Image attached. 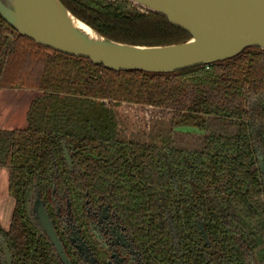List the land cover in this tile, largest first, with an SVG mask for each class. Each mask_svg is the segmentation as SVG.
Wrapping results in <instances>:
<instances>
[{"label":"trees","instance_id":"1","mask_svg":"<svg viewBox=\"0 0 264 264\" xmlns=\"http://www.w3.org/2000/svg\"><path fill=\"white\" fill-rule=\"evenodd\" d=\"M60 2L118 43L155 47L190 39L165 17L142 14L127 0ZM0 88L43 92L31 104L27 130L0 131V167L10 166L9 190L17 202L10 229L0 237L16 264H57L28 215L35 184L44 198L51 196L54 161L66 181L62 189L76 182L81 194L88 191L118 209L146 264H264L256 229L264 231V108L259 103L251 114L244 110L249 95L264 91V51L250 49L233 60L175 74L118 73L38 46L0 17ZM188 90L193 104L176 124L207 132L199 151L122 142L116 116L100 104L167 107ZM236 100L240 104L232 108ZM229 120H240L236 133L217 132ZM62 142L72 170L62 159Z\"/></svg>","mask_w":264,"mask_h":264},{"label":"water","instance_id":"2","mask_svg":"<svg viewBox=\"0 0 264 264\" xmlns=\"http://www.w3.org/2000/svg\"><path fill=\"white\" fill-rule=\"evenodd\" d=\"M140 13L165 17L190 39L168 46H134L108 40L74 17L60 0H0V16L16 32L66 56L91 61L113 72L137 71L168 75L233 60L250 49L264 51V0H127ZM71 20L83 23L94 37L81 33ZM66 160L69 161L66 154ZM264 183V164L260 166ZM39 225L64 264L53 225L38 201ZM201 232L206 238L203 226ZM9 258L8 253H6Z\"/></svg>","mask_w":264,"mask_h":264},{"label":"flooded vegetation","instance_id":"3","mask_svg":"<svg viewBox=\"0 0 264 264\" xmlns=\"http://www.w3.org/2000/svg\"><path fill=\"white\" fill-rule=\"evenodd\" d=\"M28 91H37V93H39V95H37V97L32 101V103L43 95V92H41L40 90L32 89V88H25V89L0 88V94L6 92L25 93ZM249 96L250 99L245 105V109H244L245 112L251 114L253 108L259 103H261L264 108V91L255 95L251 94ZM193 99L194 96L192 90H188L186 98H183L178 103L171 104L170 106L167 107L154 106L150 104H138L127 101L117 102L114 100H102L100 101V104L103 105L107 111L113 112L114 115L116 116L118 123V136H117L118 140L125 143H134V144L156 146V147H171L175 149H180V148H176L173 145H169L170 143L169 144L162 143L160 145H157L155 143L148 144L144 142H139L137 140H133V138L132 139L128 138L125 135L123 137L122 128L120 126L119 114L117 113H120L119 108L121 109L124 106L130 107L131 110L143 109L145 110V112H150V113L153 111L158 112V111L170 110L175 114L177 113V116L174 117L173 120L175 129H179L180 131L185 129V131L193 132L198 129L192 126H180L176 124V122L178 121V119L181 118V116L189 113V110L193 104ZM220 104L226 105L224 100H221ZM239 104H240L239 101L236 100V101H232L230 106L232 108H235L238 107ZM226 108H229V106L226 105ZM28 113H27V123H28ZM206 119L209 122L215 121L214 117L212 116H206ZM243 119L246 123L248 122L247 120H245V117H243ZM238 121L240 120L225 121L226 123L224 122V125L219 123L220 126L218 127L217 132H223L222 130H224L226 133L234 135L238 128V124H237ZM216 122H218V120H216ZM28 127H29V123H28ZM28 127L24 130L9 131V130L0 129V131H7V132L25 131L28 129ZM203 133L205 137L207 135L206 134L207 132H203ZM61 145L63 152L62 159L69 168V170H72L71 153L69 152V150L67 149L66 145L63 142ZM180 150H187V149H180ZM189 151H194V150H189ZM66 154L68 156L69 161L66 160ZM261 163L264 164L263 156L260 157L259 160V169ZM53 167H54V180L51 182L50 185L51 196L47 199L44 198L40 193L39 185L35 184L34 197L30 203L28 215L31 219L32 224L36 229V234L38 236L40 235L43 236L48 242L49 244L48 247L50 246L51 249L50 251L56 258L57 264H64V263L60 259L58 252L54 247V245L52 244L50 238L39 225V221H38L39 215L36 212L38 201H41L46 211V214L53 225L60 246L62 247L66 257L70 261V264H146L145 258L142 252L140 251L136 239L134 238L132 232L129 230V227L126 225V222L120 215L118 209L112 204L99 201V199L95 198L94 196H91L88 191H83L81 194L79 192L80 189L78 188L77 183L74 181L73 182L76 184L72 183L73 184L72 188L67 190L62 189L61 188L63 187L62 183L65 180L62 178V175L60 174L59 171L60 169H58V164L56 163V161L53 162ZM0 169H5V170L8 169L10 173L9 165L1 166ZM262 183H263V177H262ZM8 191L10 193V196L14 199L13 212H12V218H13V214L15 212L17 202L15 197L12 195V193L9 190V182H8ZM62 192L63 194H65V197L62 195ZM79 199H80V207L77 205V201H79ZM262 218L260 219L259 223L261 226L263 225L264 227V224H261ZM254 226H256L255 223ZM9 229L6 230V228L1 226L0 224V232H8ZM204 239L206 240V242L208 241L207 236ZM258 239L259 242L264 243V234L262 238L258 237ZM0 248H1L0 264H16L14 255L10 250V248L8 247V245L6 244V241L4 240L3 237H0ZM6 253H8L9 258H7ZM29 264L32 263L29 262ZM38 264H50V263L49 262L43 263L41 261Z\"/></svg>","mask_w":264,"mask_h":264},{"label":"rangeland","instance_id":"4","mask_svg":"<svg viewBox=\"0 0 264 264\" xmlns=\"http://www.w3.org/2000/svg\"><path fill=\"white\" fill-rule=\"evenodd\" d=\"M28 92L0 94V129L12 131L24 130L28 127L27 113L32 101L39 95L37 91ZM119 110L120 113L117 114H119L123 137L125 135L133 140L148 144L170 143L169 145L176 148L194 151L200 150L203 146V132L198 130L189 132L185 129L180 131L174 128L173 120L177 113L170 110L150 113L143 109L131 110L128 106L119 108ZM9 177L8 169L0 171V224L6 230L9 229L12 220L14 204V199L8 191ZM262 220L261 224H264V218ZM256 229L259 230L258 237L262 238L263 229L259 226ZM261 250L264 252V249L260 248ZM258 257H262V251L258 253Z\"/></svg>","mask_w":264,"mask_h":264},{"label":"bare ground","instance_id":"5","mask_svg":"<svg viewBox=\"0 0 264 264\" xmlns=\"http://www.w3.org/2000/svg\"><path fill=\"white\" fill-rule=\"evenodd\" d=\"M71 25H72L75 29H77L78 31H80L81 33L86 34V35H88V36H90V37H91V36L94 37V34H93V32L91 31V29L88 28L87 26H85L83 23L78 22V21H76V20H71Z\"/></svg>","mask_w":264,"mask_h":264},{"label":"crops","instance_id":"6","mask_svg":"<svg viewBox=\"0 0 264 264\" xmlns=\"http://www.w3.org/2000/svg\"><path fill=\"white\" fill-rule=\"evenodd\" d=\"M0 171H2V169H0Z\"/></svg>","mask_w":264,"mask_h":264}]
</instances>
